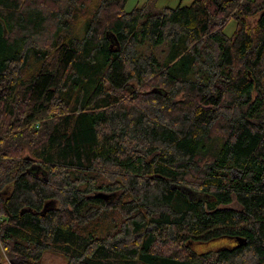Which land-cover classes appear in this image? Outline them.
Instances as JSON below:
<instances>
[{
    "label": "trees",
    "instance_id": "16d2710c",
    "mask_svg": "<svg viewBox=\"0 0 264 264\" xmlns=\"http://www.w3.org/2000/svg\"><path fill=\"white\" fill-rule=\"evenodd\" d=\"M98 1L0 0V264H264V0Z\"/></svg>",
    "mask_w": 264,
    "mask_h": 264
},
{
    "label": "rangeland",
    "instance_id": "374dc122",
    "mask_svg": "<svg viewBox=\"0 0 264 264\" xmlns=\"http://www.w3.org/2000/svg\"><path fill=\"white\" fill-rule=\"evenodd\" d=\"M192 0H157L155 3L156 8L161 9L162 7L175 8L178 5H189ZM83 4L80 6H75L72 10V13L67 18L66 26L69 27L68 34L72 36H81L83 25L85 21L89 20L93 13L97 9L98 0H82ZM148 4V0H126L124 5V10L129 12L135 7H142ZM256 20V17L249 19L250 23H253ZM65 26V27H66ZM237 23L234 19H231L223 31L226 35H231L236 29ZM38 39L41 42V39H46L45 35H40ZM236 240L233 239H217L209 242L203 243H192L190 247L196 253H203L207 251H214L222 247H230L236 244ZM0 251L3 252V247L0 246ZM20 259H8L4 257L2 261L3 264H18ZM66 262L64 256L58 253L51 251H45L42 254L39 264H64Z\"/></svg>",
    "mask_w": 264,
    "mask_h": 264
},
{
    "label": "water",
    "instance_id": "95a60500",
    "mask_svg": "<svg viewBox=\"0 0 264 264\" xmlns=\"http://www.w3.org/2000/svg\"><path fill=\"white\" fill-rule=\"evenodd\" d=\"M11 264V263H10Z\"/></svg>",
    "mask_w": 264,
    "mask_h": 264
}]
</instances>
